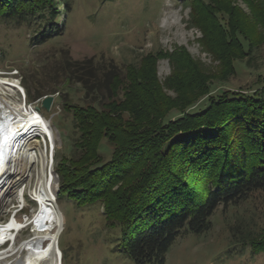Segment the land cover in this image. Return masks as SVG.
Instances as JSON below:
<instances>
[{
    "label": "trees",
    "instance_id": "obj_1",
    "mask_svg": "<svg viewBox=\"0 0 264 264\" xmlns=\"http://www.w3.org/2000/svg\"><path fill=\"white\" fill-rule=\"evenodd\" d=\"M244 1L260 9L259 21L250 24L248 14L232 0L190 2L192 22L203 29V46L229 64L224 79L235 73V59L264 42L263 32L249 34L253 26L264 27V0ZM61 4L0 0V20L32 27L33 44H42L59 29L54 18ZM64 50L54 61L55 70L44 72L45 79L32 80L37 95L57 91L56 84L63 80L84 91L82 104L63 102L78 136L74 154L61 155L56 163L60 181L56 201L61 194L78 205L98 201L106 222L119 226L124 250L136 264H165L181 233L208 231L219 206H236L264 191V79L251 93L224 90L210 97L205 108H190L165 120L167 111L178 107L173 103L187 106L209 91L203 74L188 75L197 65L184 48L149 51L123 69L112 58L73 59ZM159 57H168L172 67L163 83L156 76ZM48 80L56 82L45 89ZM164 85L183 100L171 101ZM23 88L30 95L25 83ZM102 139L112 150L108 160L99 150ZM216 158L222 159L220 165L214 164ZM170 161L176 166L165 165ZM121 166L127 169L119 170ZM244 222L237 217L230 224L232 239L254 253H264V227L257 233Z\"/></svg>",
    "mask_w": 264,
    "mask_h": 264
},
{
    "label": "rangeland",
    "instance_id": "obj_2",
    "mask_svg": "<svg viewBox=\"0 0 264 264\" xmlns=\"http://www.w3.org/2000/svg\"><path fill=\"white\" fill-rule=\"evenodd\" d=\"M191 1L60 0L62 4L54 18L59 29L54 30L49 40L37 45L33 44L32 27L28 30L12 22L0 20V77L15 79L22 88L25 83L29 87L30 95L23 88L24 94L19 92L21 97H25L28 104L36 106L55 129L59 141L56 150L54 149L57 157L53 153L51 166L58 175V188L60 181L56 163L60 161L61 155L74 154L73 142L78 136V132L74 131L72 115L63 108V102L82 104L84 91L79 84L67 85L66 80H63L56 84L57 91L37 95V84L32 80L42 76L44 72L55 70L54 61L60 56L61 48L73 59L95 61L100 56L112 58L121 69L125 64L138 63L141 56L149 51L173 52L175 48H184L197 65L189 69L188 75L203 74L209 91L201 93L195 100L192 99L187 106L179 104V101L173 103L178 107L168 110L165 120H173L190 108H205L210 97H216L224 90L251 93L262 86L264 42L259 47L252 48L248 56L235 59V73H228L224 79L225 76L222 75L230 69L229 64L224 62L221 54L219 57L215 56L203 46V29L192 22ZM232 1L248 14L250 24L262 17L259 8L249 7L244 0ZM63 3L68 6L64 7ZM222 23L226 25V19ZM260 31L264 33L261 24L257 28L251 27L248 32L255 37ZM209 36L212 37V31ZM155 68L161 83L172 70L168 57H159L155 61ZM42 77L45 79L47 76ZM55 82L49 81L43 87L49 88ZM180 83L184 82L177 83L181 87ZM38 87L42 88V85ZM164 90L171 101L183 100L182 96L176 98L178 91L174 88L164 85ZM196 90L199 92V89ZM47 94L54 95V104L49 110L41 106V99ZM39 141L43 147L46 145L43 137H39ZM47 150L51 152L49 145ZM99 150L103 160L110 158L112 150L105 139L100 141ZM221 160L216 158L214 164L220 165ZM165 165L172 168L176 163L170 161ZM123 169L127 168H119ZM57 202L64 218L58 242L62 253L61 264H136L124 250L119 226L106 222L98 201L78 205L67 194H61ZM20 204L18 198L11 197L2 209L0 221L10 218L13 210L24 217L35 207L34 202L27 201L20 211ZM237 217L244 219L245 224L248 223L247 225L259 233L264 227V191L254 192L236 206H219L211 215L212 227L208 231L181 233L169 248L165 264H264V253H254L248 245L232 239L230 224ZM251 222L255 224L252 225ZM27 234L25 227L21 231V237H26Z\"/></svg>",
    "mask_w": 264,
    "mask_h": 264
},
{
    "label": "bare ground",
    "instance_id": "obj_3",
    "mask_svg": "<svg viewBox=\"0 0 264 264\" xmlns=\"http://www.w3.org/2000/svg\"><path fill=\"white\" fill-rule=\"evenodd\" d=\"M20 87L19 81L0 77V121L8 125L7 133L0 135V215L13 196L35 207L24 217L13 210L10 218L0 221V264H61L58 239L64 218L51 166L59 137L39 109L21 97ZM25 227L28 234L21 237Z\"/></svg>",
    "mask_w": 264,
    "mask_h": 264
},
{
    "label": "water",
    "instance_id": "obj_4",
    "mask_svg": "<svg viewBox=\"0 0 264 264\" xmlns=\"http://www.w3.org/2000/svg\"><path fill=\"white\" fill-rule=\"evenodd\" d=\"M53 99H54V95L53 94H47V95H45L42 99H41V106L43 107V108H45V109H47V110H49L50 109V107H51V103H52V101H53ZM7 128H8V125H7V120H4V121H0V135L4 132V133H7ZM4 138H6V137H4ZM4 152H0V156H3L4 154H3ZM3 162V161H2ZM56 177H57V181H58V175H57V173H56ZM57 185H58V183H57ZM57 190H58V187H57ZM56 193H57V191H56ZM55 246H56V248H57V243L55 242ZM57 250V249H56ZM58 263H59V261H58Z\"/></svg>",
    "mask_w": 264,
    "mask_h": 264
},
{
    "label": "built area",
    "instance_id": "obj_5",
    "mask_svg": "<svg viewBox=\"0 0 264 264\" xmlns=\"http://www.w3.org/2000/svg\"><path fill=\"white\" fill-rule=\"evenodd\" d=\"M19 84H20V82H19ZM21 89V88H20ZM52 104H54V100L52 101Z\"/></svg>",
    "mask_w": 264,
    "mask_h": 264
}]
</instances>
